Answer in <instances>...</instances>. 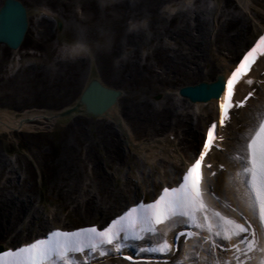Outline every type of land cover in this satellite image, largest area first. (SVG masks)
Returning a JSON list of instances; mask_svg holds the SVG:
<instances>
[{"label": "bare ground", "instance_id": "1", "mask_svg": "<svg viewBox=\"0 0 264 264\" xmlns=\"http://www.w3.org/2000/svg\"><path fill=\"white\" fill-rule=\"evenodd\" d=\"M36 1L47 3L53 10H56L55 8L60 7L61 13H64L66 10V3L64 0ZM84 1L91 13V15L89 14V19L95 21L101 16V18H104L111 23V28L113 30L112 36H114V38L121 39L123 42L119 45L117 44L118 40L115 39L113 44L114 47L122 48L129 46L130 48L132 47L130 46L131 44L134 43V46L142 38L141 36L134 37L132 34H121V22L125 19V17H131V15L138 16L143 12H147L151 19L154 18V22L155 20L158 21L156 10L159 8L161 2L166 0H139L136 1L134 5H131L132 7L127 8V10L124 11L126 7L130 6L128 0H125L124 7H122V3H119L117 6L113 7V10L115 9L117 12L112 14L110 11L107 12L104 10L105 12L103 15L100 14V6L95 0ZM245 2L248 1L245 0ZM120 7L122 8L120 9ZM132 10L135 12L130 13ZM195 19L197 22L194 28H191L188 23V19L180 21V23L183 22L181 27L176 26L174 30H170V26L163 27L165 36L171 37V39L174 40L175 46L177 48L176 50H173V55H167V52L163 54L162 62L164 70L162 74L155 75L153 73L154 70L152 71V81L154 82V85L157 82H162L163 85H177L174 88V92L177 93L178 88L181 86L197 84L201 81H212L217 74L226 71V68H228L227 63H229L226 58H232L237 50L245 42L246 38H239L241 31L243 30V28H241L240 30H237L234 36L226 37L222 44L220 43L215 46L214 44L205 40L207 31L206 20H201L198 15L195 17ZM233 24L234 22L231 19L227 21L226 26H224L225 30L227 27H230ZM151 28L152 27L149 26V29ZM152 29L153 33L156 32V28L154 26ZM220 31H222L221 28L219 29V32ZM42 32L45 38L48 39L51 37V35H53V29L48 25L45 26V29L42 30ZM59 34H62L61 31H59ZM221 50H225L227 52H222ZM158 51L159 50L157 48V52ZM133 52H135V50ZM223 53L226 55V57L223 56ZM98 59V61L93 59L91 63H96L97 74L101 81L105 79L113 87L121 88L122 90L129 88L128 95L123 98L122 104L120 101H118L116 109L122 121H124V124L127 125L126 122H128L133 127L135 132H137L140 136H147V134H150L152 137L151 144L153 147H149L147 150V147H144L143 144H140L142 147L139 148V150L137 149L138 154H141L144 157L149 166H151V159L148 158V156H152V161H156L155 164H166V166L170 169L169 172L176 169L177 164L183 165V162L188 159L191 152L196 147V141L198 138V133L192 131V127L190 126L192 124L191 121L197 114L196 118L200 123L197 125L199 129L200 125L204 124L203 122L205 121L207 114L209 119L212 115H214L215 101L198 104L188 103L190 104L189 107L192 108L194 112L193 115L185 114L182 116L183 118L176 116L168 108L156 111L148 99L142 100L139 98L138 92L135 91L133 93L130 89L132 88V82L134 80L136 81V79L140 80L146 77V74L151 71V67L147 65L140 66L137 62L131 60L123 61L119 67H116L112 65L115 64L113 61L111 64H109L108 61L106 62L104 59L102 60V58ZM66 66L67 68L71 67V65ZM202 68H206L207 72L203 73ZM81 69V64L78 67L72 68L70 71L72 76L69 75V79L76 76V74ZM163 74L164 76H162ZM73 82L74 80L70 79L67 89H63V91L62 89H58V91H61L57 92L58 95L61 93L59 98L67 96L64 100L66 101L64 102L65 104L75 98V94L79 89V87H76V92L73 93L75 88ZM261 98L263 101L260 107L264 106V92L262 93ZM169 101L170 98L167 99V103H169ZM45 110L47 113L51 112V110L47 108H45ZM43 111L34 109L26 113L39 114V112L42 113ZM255 114V111H247L244 117L239 120V122L242 121L244 124H247L246 126H248L250 123L249 120L252 119ZM47 116L48 114L46 117ZM3 120V127L4 125H9V128H11L12 131L15 128H21V125L17 124V121L14 118L7 116V118L4 117ZM26 121L23 122L24 124H22V126L26 125ZM44 122H49L50 129H53L59 123L61 125L66 121L63 122L57 118L53 119L50 117ZM240 128L241 127L234 128L232 138H230V140L226 143L227 150L217 153V156L227 158L234 155L238 146L239 137L244 133V131L240 130ZM167 129L168 131L173 132H175V129H177L178 132L180 131L179 129H182V135L180 141L177 144V147L182 145L181 149L175 147L173 143L168 142L166 139H163L159 143L160 146H155V136H158ZM12 131H9L8 136L11 137L13 135L14 131ZM68 132L69 133L67 134L70 137L65 140L64 145L61 146L57 159L53 161L55 177L53 178L52 185L50 186L51 194H53L56 198L61 199V207L72 203L77 195L80 197V192L78 191L77 187L85 180L92 181L93 190L100 198L99 204L93 200L96 199V195L94 197L91 196L88 197V199H85L86 201L84 202L83 216H86L90 219L95 217H98V220L103 217L106 218L109 214H111V212L121 208L125 201L134 200L138 190L135 186L132 187L130 184L118 185V178L112 179L102 170V163L107 164L109 167H115L117 164L122 165L131 161L129 156L127 157L122 154L120 149L121 143L118 139L117 131H115V129L113 130L110 125L100 124L94 125L89 129H84L81 123L77 120L71 124ZM82 145L85 153L84 159L80 156V152L83 151ZM170 147H174V150H169ZM165 159H167L168 162H166ZM84 160H88L93 164L92 177H88V175L84 174L81 169V167L84 168ZM4 167L5 165L0 163V168ZM127 168L132 169V164H129ZM231 168L232 170H230ZM228 169V173L220 172L215 177L214 183L217 192L220 196L233 200L239 207H244L249 210L243 200V188L236 179L238 166L230 160ZM3 189L5 190V187L0 188V243L20 244L28 241L33 237L34 232L36 231L34 225H38L36 228L38 229L41 226H44L43 224L45 222L41 220L42 216L40 217L38 211L33 213L35 216H31L28 213L29 209L26 204H24L22 201L20 202L14 198L5 196ZM235 196L237 197V200ZM46 205L47 206L43 207V210L50 208L49 204L46 203ZM78 210L79 206H75L72 212L77 213ZM21 224L24 225L21 227Z\"/></svg>", "mask_w": 264, "mask_h": 264}, {"label": "snow or ice", "instance_id": "2", "mask_svg": "<svg viewBox=\"0 0 264 264\" xmlns=\"http://www.w3.org/2000/svg\"><path fill=\"white\" fill-rule=\"evenodd\" d=\"M258 57H264V34L242 55L227 77V88L219 103L221 127L230 119V109L243 107L253 95L249 92L241 101L234 103L232 100L235 85L247 75ZM247 83L251 85L253 80L248 79ZM216 128L217 124L213 123L207 129L199 158L183 169L176 180L178 186L163 187L154 201L140 202L128 208L102 229L91 226L74 231L50 230L46 238L2 250L0 264H92L98 257L118 256L125 251L132 253L124 257L127 260L143 253L167 254L173 250L166 238L167 232L177 225H190L208 235L200 237L199 232H187L188 237L200 238L196 247L201 248L204 255L190 250L173 264H264V111H257L252 117L247 130L239 137L235 155L229 157L238 166L236 179L243 188V200L252 218L259 223V230L247 218L243 223L238 222L210 208L204 200L203 169L212 166L203 162L214 147L220 148L216 141L223 139L216 135ZM219 167L223 169L224 165ZM161 225L167 230L161 231ZM215 238L229 242L225 251L231 252L230 259L214 255L218 247ZM234 238H237L235 242ZM137 242H144L143 246Z\"/></svg>", "mask_w": 264, "mask_h": 264}, {"label": "rangeland", "instance_id": "3", "mask_svg": "<svg viewBox=\"0 0 264 264\" xmlns=\"http://www.w3.org/2000/svg\"><path fill=\"white\" fill-rule=\"evenodd\" d=\"M64 1L66 3V10L64 11V13H66V16H62V14L59 13L60 17L62 19H65V21L68 22V25L71 24L73 26V29L76 31V33L80 34L86 40V42L92 47V52L95 55V58L97 61L99 60L98 58H102V60L104 59L106 62L108 61L109 64H111V62L113 61L115 64H112V65L119 67L120 64L123 63V61L133 60V59H130L129 57L127 58V55L130 54L128 51L120 53V51H122L123 49L120 50V47H114L113 44H114L115 39L118 40L117 44L119 45L122 44V40L119 38L118 39L114 38V36H112L113 30L111 28L112 27L111 23L108 20L101 18V16L99 17V19L95 21H92L91 19H89V16L91 15V13L88 10L84 0H64ZM124 1L125 0H96V3H98V5L100 6V9H101L100 14L103 15L105 11L107 12L110 11V13L112 14L117 12L115 9L113 10V7L117 6L119 3H122V7H124L125 5ZM136 1H139V0H130L129 2L130 6L126 7L124 11H126L127 8L132 7L131 5H134ZM173 1L174 0H166V1L161 2V4L163 5L165 3L173 2ZM254 2L251 3V5L247 4L248 6H251L250 15L253 16L256 20H258V22L261 21L264 23V9H262L264 8V0H254ZM26 3L31 8L36 7V2H28V0H26ZM205 3L206 1L200 2V4L198 3L195 4L193 7L196 10V12H200L202 15L205 14L206 12ZM256 3L260 4L262 8L260 6H257ZM76 5H80L83 8L84 17L81 20H77L75 18L73 9ZM236 5L240 6L239 0H236ZM122 7H120V9ZM216 9L217 11L219 10L225 13V16L221 19V25L222 24L224 26L226 25L227 21L224 22L225 18L231 19L234 22V24L230 27H227L226 30L225 28H223L222 31L219 32L216 38V41L214 42L215 46H217L220 43L222 44L225 38L228 37L231 32H235L234 29L237 30L242 27L244 30L242 31L240 38H245L247 33H251V31L254 28H256V24L252 22V18L250 17L249 12L246 9L243 10L242 7L239 8L237 6L236 9H233L230 7H224L222 0H219L218 7ZM57 10L60 12V7H57ZM132 12H135V11L132 10L130 13ZM156 13H157L158 21L155 20V22H154V18H152V20L150 19V16L148 15L147 12H143L142 14L137 16L136 21L143 19V20H146L148 24L146 28L141 27L140 29H137L134 32L135 34L134 37L141 36V38H143V42H142V39L137 42V44L140 47L144 46L143 49L141 48V50L138 51V55H140L142 59L140 61L142 63L141 66H143V64H147V66L151 67V71H149L146 74V77L140 80L138 79H136V81L132 80L133 81L132 88L130 89H131V92L133 93L135 91L138 92L139 98H141L142 100L148 99V101L152 102L156 110L158 109L160 110L162 108H168L174 114H176L175 110L179 107L182 108L181 104L176 100H173V104H171L172 102L166 103V98L173 97L171 95L170 90L168 89V88H172L173 86H170L167 84L163 85L162 82H157L154 85L153 84L154 82L152 81V71L154 70L153 73L155 75L163 73V70H164V66L162 62L163 54H165V52L167 51V47H170L171 45L173 46V44L171 45L167 44L168 39H165L163 27L170 26V30H174V27L176 26L178 27V25L181 26L179 21L187 20L190 16L193 17L194 14H192V11L190 10H185L183 12H180L173 18L167 17L164 20V18L162 19L163 14L160 13V8L157 9ZM203 16L206 17L207 15H203ZM129 20L131 19H129L128 17H125V19L121 22V25H120L121 34L123 33L126 34L127 23ZM165 21H171V23L168 24ZM246 25H248L247 29H245ZM149 26H151L152 28L154 26L156 28L155 29L156 32L153 33V29L152 28L149 29ZM55 37L56 35L53 34L51 35L50 39H46L43 36L35 40L36 42H39V43L41 42V45H40L41 56H40L38 63L35 66L27 69L26 71L24 70L23 72H20V74L16 75V77L9 78V79L4 78V75L2 74V70H0V104L12 106V107L13 106L14 107L44 106V107H49V108L54 109L62 105L65 98L67 97V96H64L62 98H59V95L61 93L58 95L57 92H61V91H58V89H62V91L63 89H67L70 83V79L74 80L73 84L75 85V88H74L73 93L76 92V87L80 88L82 81L85 78L87 60L75 61L72 64H70L71 67H68V68L66 64H63V63H59L55 65V63H53L52 61L53 55L51 53L52 51L51 43H53L51 41H53ZM160 37H163L161 41L162 48L166 50H164V52L159 51L158 53L154 52V54H152V46L154 44L160 45L158 40H156V42H153V40H155V38L157 39ZM27 39H28L27 42H30L29 36L27 37ZM130 46H133V44H131ZM134 46H136V44ZM150 47L151 49L148 54V49ZM7 51L8 50H4L2 52V49L0 47V68L3 66L4 57ZM143 51H145L144 55H143ZM168 53L171 54L172 51L169 50L167 54ZM80 64L82 66V69L76 74V76L71 77L69 79V75L72 76L70 74L71 69L78 67ZM162 76H164V74ZM174 86H177V85H174ZM128 93H129V88H126L124 91V95H128ZM75 120H78L79 122L83 121L81 122V124L84 128L87 126H94L97 123L103 124L101 120L96 121V120L88 119L82 116L72 118L70 122L68 124H65L61 128L59 133L57 134L58 135L57 139L53 142V144L56 146V151L53 153H52V149L47 147L46 145L35 146L34 144L27 142V141L20 142V147L22 148L24 153H20V155H17V156L19 158V161L22 163V167H24L25 165L24 169H26V173L28 172L27 180L25 184L29 186L30 183L33 182V186L32 185L31 186H32L33 191L36 193V195L33 193L34 196L43 195V197H45L44 200L46 201V203L51 205L53 208L59 205V202L55 199V196L51 194V189H50L53 178L55 177V169L53 167V161L57 159V156L60 153L61 146L64 145L65 140L70 137L67 133H69L68 130L71 125L70 126L68 125L73 123ZM193 122L197 123L195 117H194ZM36 125H37L36 128H40L39 130H43L46 132L50 131V129L42 128V126L44 125H38V124ZM128 126L130 127L132 131L134 140H137V138L139 140L142 138H144L143 140H146V139L149 140L150 137L140 136L137 132H135V130L130 124ZM32 128L34 129V127ZM18 133L19 132H15L14 135H12L11 140H10L11 142H12V139L14 138H17L20 141V136L18 135ZM48 138L52 139V136L48 135ZM180 147H182V145H180ZM1 150H2V146H1V140H0V161L1 163L6 161V164L8 165L6 169L4 170V175L9 173L10 175L15 176V174L12 173L11 171L14 163L13 164L10 163L7 157L2 155ZM133 160L137 163L136 170L139 167L142 168L145 166L144 161L140 157L135 156ZM81 169L84 173L83 167H81ZM125 170L126 168H124L123 172ZM1 178H0V181H1ZM77 189L80 192V195L84 194L86 190H91L87 186H82V188L78 187ZM9 190L13 191L14 189L7 188V190L4 193L9 195L8 193ZM25 194H28V193H25ZM69 210L70 208H68V211ZM69 217L71 219H74V217L79 218L73 212L69 214Z\"/></svg>", "mask_w": 264, "mask_h": 264}, {"label": "clouds", "instance_id": "4", "mask_svg": "<svg viewBox=\"0 0 264 264\" xmlns=\"http://www.w3.org/2000/svg\"><path fill=\"white\" fill-rule=\"evenodd\" d=\"M190 2V0H189ZM167 8V6H166ZM43 13H47V9L41 10ZM138 27H147V21L132 22L129 25V31H135ZM98 47V45H97ZM92 47L86 42L85 39L80 38L72 41L71 43L62 44L57 50V58L62 61H75L83 57H92ZM118 63V62H117Z\"/></svg>", "mask_w": 264, "mask_h": 264}, {"label": "water", "instance_id": "5", "mask_svg": "<svg viewBox=\"0 0 264 264\" xmlns=\"http://www.w3.org/2000/svg\"><path fill=\"white\" fill-rule=\"evenodd\" d=\"M4 33L0 32V38H3ZM12 33H8V38L11 37ZM195 92H193V89H184V91L186 92V94H188V96H190V98L192 99V101H195L196 99H201V98H205V97H211V95H214V86L212 84H206V83H202L199 84L198 86H196L195 88ZM103 90V89H101ZM90 91H93V88L88 89L81 98L82 102H87V104L92 103V105H90V111L91 112H95L96 109H94L96 107V104L98 102H96L98 100V97L101 95H98L99 92L101 91H95V93H93L94 95L92 96H88V93ZM98 92V93H96ZM113 93V92H112ZM108 95L112 96L110 93H108ZM100 102L104 103V99H101Z\"/></svg>", "mask_w": 264, "mask_h": 264}]
</instances>
